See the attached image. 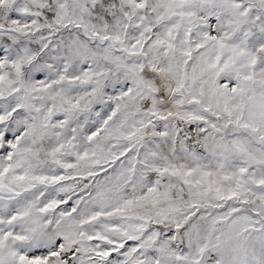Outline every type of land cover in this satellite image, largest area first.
<instances>
[{
  "label": "snow or ice",
  "instance_id": "6c2138e0",
  "mask_svg": "<svg viewBox=\"0 0 264 264\" xmlns=\"http://www.w3.org/2000/svg\"><path fill=\"white\" fill-rule=\"evenodd\" d=\"M0 264H264V0H0Z\"/></svg>",
  "mask_w": 264,
  "mask_h": 264
}]
</instances>
